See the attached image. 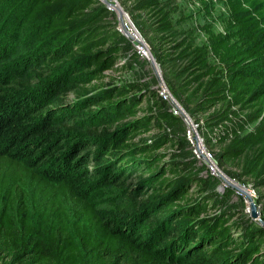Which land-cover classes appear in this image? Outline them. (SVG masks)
<instances>
[{
  "label": "trees",
  "instance_id": "1",
  "mask_svg": "<svg viewBox=\"0 0 264 264\" xmlns=\"http://www.w3.org/2000/svg\"><path fill=\"white\" fill-rule=\"evenodd\" d=\"M43 1L0 0V244L48 263L74 264L87 252L100 264H264V226L248 214L231 225L222 223L226 210L201 217L220 203L216 193L177 204L200 184L198 177L177 176L164 192L158 174L143 178L151 162L138 155L151 145L131 140L137 123L115 125L123 111H133L131 98L113 101L110 90H101L68 99L113 64L105 51L90 53L86 46L77 55L76 29L50 32L64 10L49 7L34 16ZM223 1L234 42L228 37L225 48V38L212 42L219 56L212 68H230V50L239 44L253 64L234 71L243 72L233 78L234 92L244 76L264 90V0ZM73 5L82 2L69 1L66 11ZM244 126L224 156L243 157L244 174L256 178L264 132ZM231 131L238 129L224 134ZM101 189L111 192L108 208L92 200Z\"/></svg>",
  "mask_w": 264,
  "mask_h": 264
},
{
  "label": "rangeland",
  "instance_id": "2",
  "mask_svg": "<svg viewBox=\"0 0 264 264\" xmlns=\"http://www.w3.org/2000/svg\"><path fill=\"white\" fill-rule=\"evenodd\" d=\"M69 1L73 0H44L35 8L33 15L41 17L45 8H61L59 13L64 10V14L53 20L50 32L60 31L68 35L76 29L75 34L79 38V50L75 51L76 54H82L84 46V50L90 53L105 51L113 66L109 65L86 84L79 85L77 92L71 93L68 99H75L76 93H81L80 97H86L101 90H110L113 101L131 98L134 102L133 111H123L115 125L124 127L123 125L137 123L139 128L133 133L131 140L151 145L148 151H142L138 155L151 162L150 169L142 174L144 179L158 174V191L164 192L177 176L194 175L199 178L200 184H195L178 200L179 206L216 193L220 203L214 207L210 205L211 208L202 213L201 217L213 216L226 210L230 213L222 217V223L231 225L241 221V215L245 213L263 225L251 216L247 198L236 188L227 185L220 176L208 174L207 164L202 159L205 151L213 153L220 170L224 173L227 170L241 178L238 180L226 173L234 183H241L255 190L254 200L264 221V153L261 154L264 137L258 143L259 164L256 178L244 174L243 157L224 156L237 135L244 133V130H239L243 124L245 130L258 126L264 132L263 86L244 76L242 83L235 89L236 92L233 90V78L236 79L239 73H243L234 71L245 70L253 64L239 44L233 51L230 50V68H223L222 64L215 70L212 68V64L219 58L212 48V42L225 38L226 43L223 42L222 48L229 42H234V38L230 37L234 35L226 24L227 9L224 1L162 0L157 5L149 6V0H110L118 2L126 12L127 15L122 17L119 10L105 0H76L78 3L82 2V5L78 8L73 5V10L69 9L67 12L64 5ZM166 12L169 13L165 14ZM181 18L184 19L180 20ZM176 20L180 21L175 23ZM122 23H125L128 32ZM167 23L171 27L163 29L161 26ZM228 37L231 38L229 42ZM137 39L142 42L139 43ZM150 53L160 75L152 63ZM164 86L171 93L172 101L160 94ZM173 98L190 116L192 125L177 110ZM185 103L189 105V109L185 108ZM172 112H176L182 119L169 120V113ZM254 115V120H249ZM232 129H238L237 134L232 131L229 135L224 134ZM110 195V191L95 190L92 200L99 208H108ZM30 204L33 217L36 218L37 209L33 203ZM0 264L71 263L63 259L52 263L35 262L27 253L15 252L0 244ZM74 264L100 263L83 252Z\"/></svg>",
  "mask_w": 264,
  "mask_h": 264
},
{
  "label": "water",
  "instance_id": "3",
  "mask_svg": "<svg viewBox=\"0 0 264 264\" xmlns=\"http://www.w3.org/2000/svg\"><path fill=\"white\" fill-rule=\"evenodd\" d=\"M106 2H108L109 4H112L114 7H118V10L120 12L121 17L126 14V12L119 6L118 2H112L110 0H105ZM127 15V14H126ZM124 24V23H123ZM150 57L152 60V63L157 71V73L160 75V72L158 70V66L156 64V61L153 57V55L150 53ZM173 102L175 107L177 108V110L180 112V114L189 121V123L192 125V120L190 119V116L186 113V111L182 108V106L173 98ZM196 139H198V135H196ZM220 177L222 178V180L227 184L230 185L234 188H236L240 193H242L246 198L247 201L249 203V207H250V213L251 216L254 219L259 220L263 225H264V221L261 219L260 217V211L258 209V206L254 200V197L251 195L250 191L248 190V187L241 184V183H237V182H233L229 176H227L226 173H224L222 170H220Z\"/></svg>",
  "mask_w": 264,
  "mask_h": 264
},
{
  "label": "built area",
  "instance_id": "4",
  "mask_svg": "<svg viewBox=\"0 0 264 264\" xmlns=\"http://www.w3.org/2000/svg\"><path fill=\"white\" fill-rule=\"evenodd\" d=\"M160 94L165 99L172 101L171 93L165 86L161 88ZM201 149L202 150L204 149L203 146H201ZM199 151H200V148H199ZM201 153L203 152L201 151ZM202 159L207 164V167H208L207 172L209 174L214 175V176H220V168L214 158L213 153L205 151V154L203 153ZM248 190L250 191L251 195L255 197V194H256L255 190H252L251 188H248Z\"/></svg>",
  "mask_w": 264,
  "mask_h": 264
},
{
  "label": "bare ground",
  "instance_id": "5",
  "mask_svg": "<svg viewBox=\"0 0 264 264\" xmlns=\"http://www.w3.org/2000/svg\"><path fill=\"white\" fill-rule=\"evenodd\" d=\"M116 9H118V7H116ZM123 24V23H122ZM125 24V23H124ZM123 24L124 28L126 29V26ZM126 31L128 32V30L126 29ZM137 41H139V43H141L142 41L140 39H137Z\"/></svg>",
  "mask_w": 264,
  "mask_h": 264
}]
</instances>
